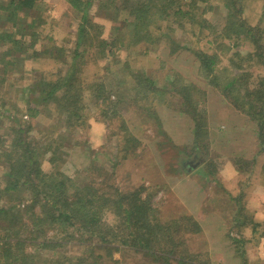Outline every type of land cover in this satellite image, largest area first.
<instances>
[{
  "label": "rangeland",
  "instance_id": "rangeland-1",
  "mask_svg": "<svg viewBox=\"0 0 264 264\" xmlns=\"http://www.w3.org/2000/svg\"><path fill=\"white\" fill-rule=\"evenodd\" d=\"M116 2L115 6L123 3ZM187 3L184 9L190 15L173 16L160 28L153 23L147 31L141 21L134 24L135 17L129 12L115 14L114 7L105 11L94 4L90 11L92 21L86 25L90 34L82 41L85 53L81 58L73 54L79 41L80 15L69 0H41L37 9L15 21L19 22L16 25L13 21H0V31H15L27 22L37 24L31 30L38 32L35 48L49 51L41 59L31 58L29 47L33 39H28V51L12 59L1 77L6 78L0 91V189L5 186L9 163L4 154L12 150L15 131L23 124L28 132L22 136L29 135L36 145H46L51 150L41 158L43 171L60 178L61 174L72 177L78 187L90 169H99L102 177L107 173L109 180L114 173L113 183L123 193L144 188V195L151 199L163 222L187 214L182 201L195 207L209 200L203 214L192 213L201 232L180 237L176 256L169 264H264V221L255 235L250 229L238 230L235 218L242 216L249 222L254 213L243 201L238 200L237 204L233 190L219 181H225L222 176L237 170L240 174L233 175L232 182L242 175L241 185L251 186L258 193L257 205L252 204L251 210L253 206L264 208V151L259 153L257 124L213 83L196 52L218 56V67L225 76L237 73L234 65L238 62L252 76L251 84L264 75V68L259 58L247 59L249 53L258 52L251 41H232L227 36L230 7L225 9L222 0ZM242 19L247 26L264 30V0H244ZM134 35L141 37L134 39ZM260 44L264 52V34ZM9 47L10 44L0 45V58L5 53L11 59L6 55ZM66 56L72 67L62 65L60 60ZM68 67L81 71L84 84L85 121L76 120L71 127L67 117L56 113L53 105L43 107L36 100L38 85L36 92L27 91L38 82L35 75L53 78L54 73L60 69L65 72ZM98 85L105 87V99ZM192 106L205 114L210 143L205 154L203 149L197 151L193 147L195 120L187 113ZM32 112L36 113L33 119L29 116ZM52 153L54 162L50 161ZM195 157L196 169L184 166L185 159ZM102 177L98 181H104ZM202 186L207 190L204 198ZM9 204L6 197L0 201L1 207ZM103 223L118 237H108V243L102 242L104 237L100 235L71 240V227L52 229L48 236L64 239L65 245L38 250L37 254L45 262L55 264H168L128 243L112 212L103 217ZM248 236L252 241L247 240ZM162 243L166 244V253L175 250L176 243L172 247L167 240ZM29 263L42 264L37 259Z\"/></svg>",
  "mask_w": 264,
  "mask_h": 264
},
{
  "label": "trees",
  "instance_id": "trees-1",
  "mask_svg": "<svg viewBox=\"0 0 264 264\" xmlns=\"http://www.w3.org/2000/svg\"><path fill=\"white\" fill-rule=\"evenodd\" d=\"M40 1H1L0 21H21L22 17H26L37 9ZM198 1L209 3L215 0H190L194 4ZM222 1L225 3V9L230 7V14L227 15L230 31L227 32V36L233 39L232 41L243 39L251 41L258 52L249 53L247 59L259 58L258 61L262 63L264 68L263 45L260 44L264 30L251 25L247 26V23L242 19L244 0ZM122 2L121 5L115 6L116 0H109L108 2L104 0H69L70 5L80 15L81 20L79 41L77 49L73 52L74 57L81 58L85 53L81 49L82 41L86 37L88 38L90 34L86 25L92 21L90 11L96 3L100 10L108 11L109 8L114 7L112 11L115 14H120L122 11L129 12V16L135 17L134 24L141 21L147 27L146 31L152 29L150 26L153 23L160 28L173 16L183 18L190 15L184 9V6L188 4L187 0H147L144 3L141 0H122ZM17 23L19 22H15V25ZM23 25L25 26L15 31H0V45L10 44L6 50V55L11 58L8 59L5 53L1 55L0 91L6 78L1 79V77L5 76L12 59L28 51L26 48L28 39L29 41L33 39L29 47L32 49L31 58L41 59L49 53L48 50L35 48L38 32L31 30L37 24L27 22ZM131 27L135 29L133 23H131ZM140 37L134 35L132 38L139 39ZM102 43L106 44V41L103 40ZM235 46L236 43L233 47ZM58 50L63 49L58 48ZM196 53L200 56L206 74L212 76L213 83L222 88V93L230 99L240 112L256 122L260 145L259 153L263 152L264 75L255 80L254 84H251L252 76L236 62L234 66L237 73L233 76H225L218 67V56L208 55L206 52ZM60 61L62 65H70L67 56ZM70 66L72 67V64ZM71 67H68L65 72L59 68L60 70L54 73L53 78L44 74H37L35 76L39 78L38 82L33 83L27 89L28 93L29 89H31L30 92L34 93V91L36 92L35 85H38L39 97L36 100L41 102L43 107L53 105L54 109L56 108V113L59 112L61 116L67 117L69 127L74 125L76 120L77 122L85 121L82 113L84 84L81 79V71L71 69ZM92 86L97 85L93 84ZM98 86L100 87V94L105 99L107 95L105 87ZM94 91L99 93L96 88ZM29 109L31 110V108ZM187 113L195 120L193 147L197 151L203 149L205 154L210 145L205 114L197 106H192ZM29 116L33 119L36 113L32 112ZM22 126L23 124L15 131L12 150H8L4 154L9 165L6 164L8 171L4 177L5 186L0 189V201L5 197L8 198L10 201L8 207L10 208L0 206V264H30L29 261L33 262L35 259L42 264H55L54 261L52 263L45 262L37 253L38 250L58 249L65 245L64 239L56 237L53 239V237L48 236L50 230L62 227L74 229L71 232V240L74 237L88 238L89 236L95 239L97 235H100L104 237L101 238V241L108 243V237H118L117 233L112 232V229L103 223V217L108 212L114 214L118 220L119 229L124 230L123 232L126 234V237H123L127 238L128 243L132 244L133 247H137L136 250L143 251L147 255L159 258V260H165L168 264L171 258L176 256V242L180 240V237L184 238V236L201 232V226L192 216L182 215L171 219L169 222H163L158 217L159 211L154 207L151 199L144 195L145 189L141 188L129 194L123 193L113 183L114 173L109 180L107 173L102 177V174L98 172L99 169L95 171L90 169L86 171L87 178L80 187L76 185V180L72 177L69 178L61 174L60 178L54 173H46L41 168V158L51 150L46 148V145H36L29 135L27 137L22 136L28 132ZM56 153L55 151L54 155ZM50 161H55L53 153ZM101 177L105 180L98 181ZM258 226L259 224H256V228ZM164 240L169 241L171 247L176 243L175 250L170 249L166 253V244L162 243ZM30 247L33 248L31 251L28 250Z\"/></svg>",
  "mask_w": 264,
  "mask_h": 264
},
{
  "label": "crops",
  "instance_id": "crops-1",
  "mask_svg": "<svg viewBox=\"0 0 264 264\" xmlns=\"http://www.w3.org/2000/svg\"><path fill=\"white\" fill-rule=\"evenodd\" d=\"M239 174L240 173L237 170H235V172L232 171L231 173L228 172V176H226V177L222 176L225 179V181H222L221 179H219V181L221 182V184L223 183V185L229 191L233 190V192H231V194L234 197V199H236L235 201L237 202V204H238V200H239V202L243 201V205L246 208L248 207L250 209V211L254 213V216H253V219H252L253 221L252 220H249V222H246L245 220H243V217L242 216H238L237 218H235V221H237L236 228H238V230H244V232H247V230L250 229L252 235H255L256 234V230L259 227L258 226L256 228V224H261L264 221V208H263L262 205L259 208H256V206H253L255 208L253 210H251V205L252 204H256L255 201H258V198H255L256 196H258V193L255 192V191H253L252 188H251V186L249 188H247V187H245V185H243V184L241 185L242 179H243V176L242 175L239 176L238 180L233 183L232 182L233 181L232 177H235V176H237ZM233 175H235V176H233ZM186 179H188V178H186ZM253 186L257 188V185H253ZM254 187H253V189H256ZM200 192H201V194L203 195V198H204L205 197V194L207 193L206 187L202 186L200 188ZM251 198L254 201H251ZM246 199H247V201H246ZM195 201L197 203V200H195ZM208 201L209 200H207V202ZM207 202H203L202 201V203L200 205L197 203V206L192 207L189 203H186V202L182 201V203L186 204L185 207H186L187 214H185V215L192 216L193 217V214L192 213H194V215L197 212H201L203 214V211H205L208 208V206H209V204ZM203 203H204V205H203ZM244 203L248 204V206H246ZM256 211H257V213H256ZM247 240L248 241H252V238L250 236H248L247 237ZM249 244H251V243H249Z\"/></svg>",
  "mask_w": 264,
  "mask_h": 264
},
{
  "label": "flooded vegetation",
  "instance_id": "flooded-vegetation-1",
  "mask_svg": "<svg viewBox=\"0 0 264 264\" xmlns=\"http://www.w3.org/2000/svg\"><path fill=\"white\" fill-rule=\"evenodd\" d=\"M196 162H198L196 157L195 158H188V159L184 160V166L185 167H192V166L196 165Z\"/></svg>",
  "mask_w": 264,
  "mask_h": 264
},
{
  "label": "water",
  "instance_id": "water-1",
  "mask_svg": "<svg viewBox=\"0 0 264 264\" xmlns=\"http://www.w3.org/2000/svg\"><path fill=\"white\" fill-rule=\"evenodd\" d=\"M183 164H184V163H183ZM196 167H197V164L194 165V166H192L191 168H192V169H196Z\"/></svg>",
  "mask_w": 264,
  "mask_h": 264
}]
</instances>
